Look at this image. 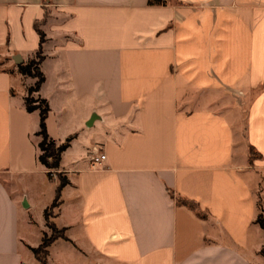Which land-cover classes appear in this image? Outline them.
Returning a JSON list of instances; mask_svg holds the SVG:
<instances>
[{
  "label": "crops",
  "instance_id": "1",
  "mask_svg": "<svg viewBox=\"0 0 264 264\" xmlns=\"http://www.w3.org/2000/svg\"><path fill=\"white\" fill-rule=\"evenodd\" d=\"M149 1L0 0V264H38L58 186L36 28L31 96L71 138L45 264H264V0Z\"/></svg>",
  "mask_w": 264,
  "mask_h": 264
},
{
  "label": "trees",
  "instance_id": "2",
  "mask_svg": "<svg viewBox=\"0 0 264 264\" xmlns=\"http://www.w3.org/2000/svg\"><path fill=\"white\" fill-rule=\"evenodd\" d=\"M45 1V0H43ZM151 4H164L162 0H150ZM36 32L39 36V48L35 54V58L28 62L25 65H20L18 67L19 72L28 77H32L36 79V83L33 87H31L28 90V96L25 99V107L27 112H33L38 110L40 115L39 120V131L36 134L39 138V142L37 144L38 150H39V156H38V162L46 169L47 177L50 180L52 179V172L58 171L61 155L62 153L69 147L71 138L68 139L63 144H57L54 140H52L46 131V119L49 114V107L45 100L41 98H33L31 95L33 93H37L44 81V77L39 69V65L41 64L43 60L42 56V44L44 43V34L36 28ZM252 150H250V153ZM252 161L250 156V162ZM58 186L55 190V198L51 204V206L45 211L44 216L46 220V226L50 230V235L44 234L42 238V242L40 246L33 251V254L38 261V264H45L46 263V257H47V248L57 239L61 238L66 240L64 236L63 230H58L55 225L50 222V217H52V211L53 209L57 208L60 204V194L62 189L68 184V181L65 176L58 173ZM177 202L181 205H184L191 210H193L198 216H202L200 211L198 210L196 204L191 203L189 201L185 200H177ZM257 223L259 226L264 230V218L262 216H259L257 218ZM262 254L264 255V249L262 250Z\"/></svg>",
  "mask_w": 264,
  "mask_h": 264
},
{
  "label": "built area",
  "instance_id": "3",
  "mask_svg": "<svg viewBox=\"0 0 264 264\" xmlns=\"http://www.w3.org/2000/svg\"><path fill=\"white\" fill-rule=\"evenodd\" d=\"M90 154H91L90 162H91V165L93 168L98 166L99 164H101L105 160V156L103 154H101L99 148H93L91 150ZM57 174H58V172L53 171L52 172V179L58 180Z\"/></svg>",
  "mask_w": 264,
  "mask_h": 264
},
{
  "label": "rangeland",
  "instance_id": "4",
  "mask_svg": "<svg viewBox=\"0 0 264 264\" xmlns=\"http://www.w3.org/2000/svg\"><path fill=\"white\" fill-rule=\"evenodd\" d=\"M250 156H251V159H253V158H256L257 156H256V154H253L252 152L250 153ZM260 216H262L263 217V215H260Z\"/></svg>",
  "mask_w": 264,
  "mask_h": 264
},
{
  "label": "water",
  "instance_id": "5",
  "mask_svg": "<svg viewBox=\"0 0 264 264\" xmlns=\"http://www.w3.org/2000/svg\"><path fill=\"white\" fill-rule=\"evenodd\" d=\"M16 60H18V59H16ZM17 63L20 64L21 62H18V61H17Z\"/></svg>",
  "mask_w": 264,
  "mask_h": 264
}]
</instances>
